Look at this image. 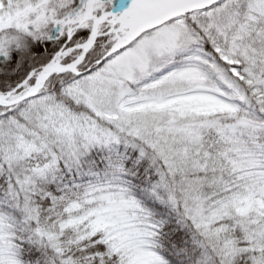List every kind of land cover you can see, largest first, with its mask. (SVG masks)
Here are the masks:
<instances>
[{
  "label": "snow or ice",
  "instance_id": "6c2138e0",
  "mask_svg": "<svg viewBox=\"0 0 264 264\" xmlns=\"http://www.w3.org/2000/svg\"><path fill=\"white\" fill-rule=\"evenodd\" d=\"M0 264H264V0H0Z\"/></svg>",
  "mask_w": 264,
  "mask_h": 264
}]
</instances>
